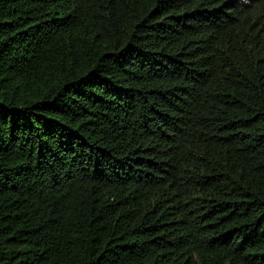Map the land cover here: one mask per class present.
I'll return each instance as SVG.
<instances>
[{
	"label": "trees",
	"instance_id": "16d2710c",
	"mask_svg": "<svg viewBox=\"0 0 264 264\" xmlns=\"http://www.w3.org/2000/svg\"><path fill=\"white\" fill-rule=\"evenodd\" d=\"M0 264H264V0H0Z\"/></svg>",
	"mask_w": 264,
	"mask_h": 264
}]
</instances>
